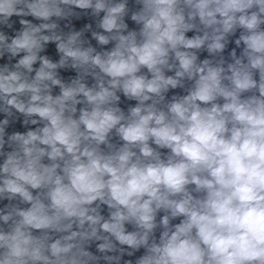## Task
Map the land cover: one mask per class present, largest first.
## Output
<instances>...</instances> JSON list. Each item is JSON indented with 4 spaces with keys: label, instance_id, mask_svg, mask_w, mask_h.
Segmentation results:
<instances>
[{
    "label": "clouds",
    "instance_id": "obj_1",
    "mask_svg": "<svg viewBox=\"0 0 264 264\" xmlns=\"http://www.w3.org/2000/svg\"><path fill=\"white\" fill-rule=\"evenodd\" d=\"M0 264H264V0H0Z\"/></svg>",
    "mask_w": 264,
    "mask_h": 264
}]
</instances>
